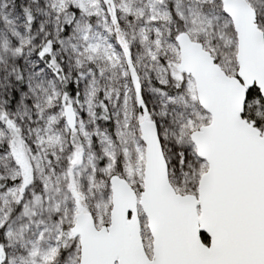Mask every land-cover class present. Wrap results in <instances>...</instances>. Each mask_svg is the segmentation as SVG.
Masks as SVG:
<instances>
[{"label":"rangeland","instance_id":"obj_1","mask_svg":"<svg viewBox=\"0 0 264 264\" xmlns=\"http://www.w3.org/2000/svg\"><path fill=\"white\" fill-rule=\"evenodd\" d=\"M173 1L185 31L207 50V43L217 38L236 44L221 0ZM68 2L0 0V112L10 115L19 134L8 131L0 120V180H5L0 184V219L6 220L5 228L11 226L14 234L5 242V251L16 264H21L20 255L28 264H55L58 260L57 264H78L77 237L75 247L60 256L67 239L65 227L71 231L75 214L84 209L92 214L96 226L108 224L109 179L113 175L125 179L136 194L142 191L144 144L138 124L144 105L161 136L177 112L184 113L183 122L189 126L200 123L197 117L208 116L197 101L190 76L184 75L178 89L161 87L168 82L170 65L177 67L179 60L178 47L169 33L168 0H72L82 12L60 41L67 55L65 74L78 76L79 98L61 101L55 71L27 45L34 30L48 27L57 32L58 15ZM43 3L48 10L41 12ZM26 4L37 13L33 27L21 9ZM83 14L93 15L94 22ZM110 15L114 21L130 16L137 25L139 43L134 47L130 78L126 61L132 59H127L126 49L116 42ZM260 27L264 32V23ZM17 48L18 53L14 52ZM11 88L19 91V100L17 109L8 111L6 98ZM170 96L182 103L168 102ZM103 101L113 131L98 117ZM66 103L75 110L73 130L64 117ZM118 153L121 171L116 168ZM96 154L103 157L101 165ZM15 205L18 214L12 216Z\"/></svg>","mask_w":264,"mask_h":264},{"label":"snow or ice","instance_id":"obj_2","mask_svg":"<svg viewBox=\"0 0 264 264\" xmlns=\"http://www.w3.org/2000/svg\"><path fill=\"white\" fill-rule=\"evenodd\" d=\"M244 16L259 27L264 0H247ZM48 51L45 46L41 55ZM168 102L182 100L170 96ZM208 113L189 126L177 112L163 136L157 133L148 144L145 135L152 156L141 186L147 190L124 208L120 222L130 237V264H264V87L254 80L238 110ZM149 129H156L150 118ZM5 225L0 219V264H16L5 251L14 235ZM19 259L28 264L23 255Z\"/></svg>","mask_w":264,"mask_h":264},{"label":"water","instance_id":"obj_3","mask_svg":"<svg viewBox=\"0 0 264 264\" xmlns=\"http://www.w3.org/2000/svg\"><path fill=\"white\" fill-rule=\"evenodd\" d=\"M247 0H221L223 12L230 18L236 35L235 60L237 70L234 75L226 71L215 61L213 55L203 44L191 38L183 31L175 37L179 60L177 69L190 76L195 85L196 98L202 109L208 113L225 110H238L245 90L254 80L264 87V36L263 30L249 25L244 16ZM143 117L138 124L140 139L144 144L143 184L148 180L150 160L148 144L155 140L158 133L149 129V117L143 108ZM209 114V113H208ZM64 117L71 130L75 128L76 114L72 105L65 104ZM148 135V144L145 135ZM111 189V208L108 224L96 226L91 213L80 209L75 214L71 227L72 234L79 241L78 264H130L132 252L130 237L120 230L124 208L132 207L137 200L134 189L119 175L109 179ZM142 190L140 198H143ZM138 207V206H137Z\"/></svg>","mask_w":264,"mask_h":264},{"label":"trees","instance_id":"obj_4","mask_svg":"<svg viewBox=\"0 0 264 264\" xmlns=\"http://www.w3.org/2000/svg\"><path fill=\"white\" fill-rule=\"evenodd\" d=\"M68 2V7L66 10L61 12L58 15L59 23H58V30L56 33H52V30H49L48 27H46L42 31L34 30L32 34V39L27 45V49L33 50V52L42 59V61L50 67L52 70L55 71V75L58 78V85L60 88V97L61 101H64V99H67L69 97H75L79 98V88H78V76L76 73H70L69 76L65 74L66 71V53L63 50L61 46L60 38L64 36L66 33H68V28H71L72 26H75V19L80 15V11L82 10L79 8L80 6L77 3ZM168 5L170 6V14L168 16V24H169V33L172 39H175V37L185 31L184 28V19L178 14L174 7V1L168 0ZM221 6V1H220ZM21 9L24 13V16L26 17L30 27H33L35 24V18L37 13L31 8L29 5L21 6ZM48 10V7L43 3L40 5V11L44 12ZM84 15V14H83ZM87 17L90 23L94 22L93 15H84ZM66 17L71 18L72 22L71 24L66 22ZM109 20L112 23V26L114 27V36L116 39V42L126 49L128 56L127 59H132V61H126V65L128 67L129 71V78L131 76V71L134 69L133 66L135 65V54H134V47L136 44L139 43V36L135 33L136 23L134 22V19L130 16H126L123 18H116L114 21L109 16ZM230 29L233 31L232 24H229ZM260 27V25H259ZM261 28V27H260ZM66 29V30H62ZM44 36L42 41L40 42V37ZM192 38V37H191ZM194 39V38H192ZM196 40V39H194ZM209 47V51L213 55L215 61L226 71L230 72L231 74L236 73L237 67L235 66V54H236V44L234 43H226L223 39L217 38L213 39L212 41L207 43ZM45 46L48 47L49 51L45 52L43 55L41 53L43 52ZM134 61V62H133ZM130 63H133V66L131 68ZM99 65V64H98ZM170 71H169V79L167 84L161 85V87L165 88L166 90H174L178 89L180 87V84L184 80V75L182 72H180L176 66L173 64L170 65ZM97 71V69H95ZM103 70V69H102ZM226 71V72H227ZM132 81L135 79L131 77ZM136 81V80H135ZM134 81V83H135ZM18 100H19V91L15 88H11L9 95L6 98L8 111H13L17 109L18 107ZM256 106L253 102V108L252 110L255 111ZM98 117L103 119V121L108 125V128L110 131H113V123L110 120V115L108 111L107 104L103 101L100 106L97 109ZM0 120L2 123L6 126L8 131H16L14 124L12 123V119L10 115L8 116L6 113L0 112ZM9 121H11V124H9ZM17 132V131H16ZM18 134V132H17ZM19 135V134H18ZM117 162H116V168H118L121 171V165H120V154H117ZM96 160L98 165H101L103 162V157L100 154H96ZM5 183V180H0V184ZM104 185V184H103ZM66 186L64 184V190H66ZM101 189V186L99 187V190ZM82 207H85V205H81ZM17 205L14 206L12 210V216H15L18 214ZM67 229V239L62 243L64 244L61 248V254L66 255L69 253L76 245V237H74L71 234L70 228L65 227ZM70 233V234H69ZM4 239V228H0V240ZM59 256V257H60ZM63 256V257H64ZM58 257V258H59ZM59 263V260L57 261ZM55 263V264H57Z\"/></svg>","mask_w":264,"mask_h":264}]
</instances>
